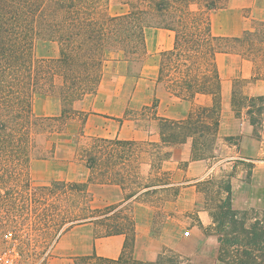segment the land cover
Instances as JSON below:
<instances>
[{"label": "trees", "instance_id": "16d2710c", "mask_svg": "<svg viewBox=\"0 0 264 264\" xmlns=\"http://www.w3.org/2000/svg\"><path fill=\"white\" fill-rule=\"evenodd\" d=\"M229 1L122 0L127 10L113 15L108 10L110 0H0V215L30 211L25 204L29 200L64 195L74 211L57 219L52 226L56 235L92 223L96 237L126 236L118 258L93 253L75 257L74 264H182L181 256L168 247L152 261L135 259L136 223L125 214V203L91 206L95 196L90 187H122L140 149L154 151L150 167L160 171L162 163L171 158L168 149L187 142L191 143V161L215 158L222 110L217 56L237 53L255 61L259 74L264 70V21L239 37L213 33L210 13L226 8ZM152 28L175 33L173 48L160 54L158 82H164V88L180 99L193 101L198 95H209L211 105H199L186 119L175 120L157 114L159 100L155 98L145 108L158 123V142L92 137V144L78 152L90 170L87 181L54 180L32 191L30 167L33 161L55 154L53 135L63 132V126L71 121L79 120L81 127L87 123L88 114L77 108V103L97 91L108 51L123 52L133 73L132 64L145 60L146 31ZM38 40L57 42L59 57L37 59L34 46ZM239 94L235 90L232 99L237 116L248 100L250 122L255 128L261 126L264 96L244 98ZM43 96L60 100L59 115L35 112V102ZM231 177L220 182L223 187L218 186V192L226 196L211 213L213 222L208 228V232H216L218 260L223 264H264V210L253 209L255 215L250 217L249 211L235 209ZM211 182L198 181L196 187L207 194ZM170 186L167 182L153 187ZM201 228L205 229L203 224Z\"/></svg>", "mask_w": 264, "mask_h": 264}, {"label": "rangeland", "instance_id": "374dc122", "mask_svg": "<svg viewBox=\"0 0 264 264\" xmlns=\"http://www.w3.org/2000/svg\"><path fill=\"white\" fill-rule=\"evenodd\" d=\"M108 10L110 14L114 15L125 12L127 6L122 0H110ZM259 22H255V26ZM44 42V40L35 42L34 55L37 59L46 58L47 52L52 50L51 43L46 46ZM117 51L120 50H109L107 60L113 59ZM122 54L124 57L123 52ZM160 59L161 55L147 61L143 71V79L140 81L143 91L136 96L135 100L136 104L142 106L131 108L127 116L134 126L143 127L145 131L153 129V123H151L153 121L152 113L150 109L145 108L146 104L152 100V93L148 90L154 88L156 90L158 86L164 88L165 85L164 82H157L160 84L158 85L152 77V67L159 64ZM141 65L142 63H133V73L139 72ZM60 81L59 78L58 82L60 83ZM46 99L45 96L37 98L35 111L38 115L45 116L46 113H50L55 108V104L47 103ZM245 101V106H247L249 102L248 100ZM199 105L197 104L195 107ZM77 106H79V103H77ZM98 120L101 121L102 119ZM98 120H96L97 124H92V128L85 125L81 127L79 120L71 121L67 126H63V132L53 135L52 141L56 142L55 154L52 158L44 160L46 162H35L30 167L32 191L35 187L49 185L54 180L84 182L80 179L85 174L87 175L90 170L79 157L78 152L92 144L93 136L91 135L95 124L102 134L105 133V130H109L106 124H103L102 121L98 123ZM260 127L255 128V135L258 134ZM81 131L85 134L84 137L81 135ZM231 137L233 139L227 141L226 138L228 137L218 136L215 149L216 156L205 160L208 164L205 174L198 177H195L194 174H190L188 177L185 175L178 181L182 184L166 187V189H154L153 186L158 187V185L167 182L173 183V179L176 178L175 175L171 171L163 169L164 162L161 171L156 168L152 169L150 165L155 158L152 155L154 151L150 153V151L146 152L140 149L139 158L133 159L130 167H128L131 176L122 187L113 184L106 186L95 184L90 187L95 196L91 206L104 207L109 204L125 203V214L133 217L136 223L137 238L133 251L135 259L154 260L163 247H168L181 256L182 264H223L217 257L219 243L216 232L212 229L208 232V228H211L213 222L211 213L215 212V209L222 204L221 202L226 196L224 192H218V186L223 187L220 182L227 180L232 174V199L235 209L249 211L250 217L255 215L253 209L259 212L264 210V167L261 166L259 169H255L256 163L249 160L253 158L244 153L247 150L238 155V149L233 147L232 144L239 145L238 139L240 137ZM138 141L155 142L151 141L150 138ZM226 145H231L232 149ZM184 148V146H180L175 148L174 151L168 150L171 152V158L173 152H177L172 162L179 161V168L185 170L189 162L181 161ZM135 153L137 154L138 151ZM202 180L212 181L206 186L209 190L207 194L201 193L196 187V183ZM181 192H185L182 194L186 197L185 203L182 205L177 203ZM130 194H134V196L128 199L127 196ZM191 203H195V207L192 209H190ZM25 204L30 211L14 213L13 215H7L6 213L0 215V246L3 244L5 232L11 230L19 240L18 249L25 264H73L69 259L70 257L63 253L61 244L63 235H56L54 233L56 228L52 227L57 223L58 218L72 215L74 208L71 200L64 195H60L56 199L29 200ZM87 205H90L88 201ZM198 210L206 213L205 223L198 214ZM46 224L53 228L52 231H48L49 226ZM201 224L205 229L201 228ZM194 226H197L201 233L195 234L194 232H197V229L196 231L193 230ZM92 229H94V225H92ZM188 231L191 232L189 238L185 235ZM192 235L193 238H191ZM130 248L132 249L131 246Z\"/></svg>", "mask_w": 264, "mask_h": 264}, {"label": "crops", "instance_id": "0c3cea01", "mask_svg": "<svg viewBox=\"0 0 264 264\" xmlns=\"http://www.w3.org/2000/svg\"><path fill=\"white\" fill-rule=\"evenodd\" d=\"M212 21V29L215 35L226 37H239L246 31L255 29V22L264 21V0H230L229 6L225 9L212 12L210 14ZM146 49L147 57L143 61L140 71L131 73L129 62L123 57L121 51L115 52L116 56L111 60H107L104 64L103 76L99 87L95 93L87 94L80 102L77 108L87 112L88 120L85 126L92 128V124L96 120L102 119V123L109 127L102 134L101 130L94 126L91 136L122 139V140H147L158 142V123H153L151 131H145L143 127L134 126L127 117V111L133 107H141L135 103L136 96L143 91L141 80L143 79V71L147 61L160 56L161 52L170 50L174 46L175 33L168 29L152 28L146 31ZM46 46L51 43L52 50L45 55L46 58H57L60 54V48L57 42L45 41ZM109 54V53H108ZM107 54V55H108ZM217 65L222 78V110L220 118L219 137L239 136V145L232 144L238 149L237 154L247 150L249 159L256 163L255 169L264 167V111L262 114V125L257 135L254 134L255 127L251 124V116L248 114L249 106H245L241 110V114L237 116L235 108L232 105L233 93L236 90L241 93L240 97H256L264 96V70L258 73L255 61L243 57L237 53H224L217 56ZM159 64L152 67L153 79L158 82ZM139 80V81H138ZM241 83V85H240ZM160 85L159 83H157ZM157 90V91H156ZM148 90L152 93V100L146 105L151 106L154 99L159 100L157 114L162 117H168L175 120L186 119L193 111L195 105H211L212 98L209 95H198L195 100L180 99L165 88ZM47 103L55 104V108L45 116L59 115L62 105L57 97H48ZM248 105V104H247ZM146 107V106H145ZM36 110V105H34ZM36 112V111H35ZM98 120V123L101 122ZM85 129V128H84ZM184 146L183 157L181 161H188L187 168L181 169L178 162L173 163L177 152H173L170 160L164 161L163 169L171 171L175 175L171 186L182 184L179 179L194 174L195 177L205 174L208 168L207 161H191V143L179 146H172L169 149L174 151L175 148ZM232 149L231 145H226ZM234 158V157H233ZM46 162L44 160H35L32 165ZM90 172L81 181H87ZM181 175V176H180ZM180 177V178H178ZM181 192L178 202L181 205L185 203L186 197ZM196 203V202H195ZM195 203H191V208L195 207ZM190 205V203H189ZM203 223H205L206 213L198 210ZM92 223L80 224L66 231L61 242L63 253L70 257V261L74 264V258L80 256H88L96 253L101 257L118 258L124 248L126 236L112 235L108 237H96L95 229H92ZM195 234L201 233L197 226L193 227ZM191 235V232H190ZM189 235V236H190ZM194 235V234H193ZM192 235L191 238L194 236ZM188 236V238H189ZM137 238V236H136ZM186 238V239H188ZM152 261V259H149Z\"/></svg>", "mask_w": 264, "mask_h": 264}, {"label": "built area", "instance_id": "2783aa9c", "mask_svg": "<svg viewBox=\"0 0 264 264\" xmlns=\"http://www.w3.org/2000/svg\"><path fill=\"white\" fill-rule=\"evenodd\" d=\"M190 235V231L185 233ZM19 240L13 231L8 230L3 237V244L0 246V264H25L22 254L18 249Z\"/></svg>", "mask_w": 264, "mask_h": 264}]
</instances>
